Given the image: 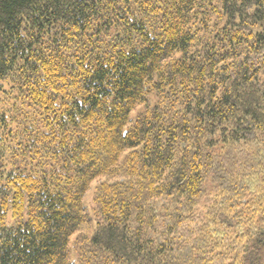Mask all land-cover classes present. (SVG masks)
Masks as SVG:
<instances>
[{
    "label": "trees",
    "instance_id": "trees-1",
    "mask_svg": "<svg viewBox=\"0 0 264 264\" xmlns=\"http://www.w3.org/2000/svg\"><path fill=\"white\" fill-rule=\"evenodd\" d=\"M0 264H264V0H0Z\"/></svg>",
    "mask_w": 264,
    "mask_h": 264
},
{
    "label": "rangeland",
    "instance_id": "rangeland-1",
    "mask_svg": "<svg viewBox=\"0 0 264 264\" xmlns=\"http://www.w3.org/2000/svg\"><path fill=\"white\" fill-rule=\"evenodd\" d=\"M91 199H92V192H91V190L89 189V190L87 191V193L84 195V198H83V203H84L85 207H86L88 210L90 209Z\"/></svg>",
    "mask_w": 264,
    "mask_h": 264
}]
</instances>
